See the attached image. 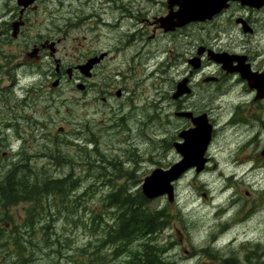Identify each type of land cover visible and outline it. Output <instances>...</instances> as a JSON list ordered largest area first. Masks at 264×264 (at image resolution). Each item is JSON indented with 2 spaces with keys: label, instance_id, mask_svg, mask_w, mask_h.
I'll return each instance as SVG.
<instances>
[{
  "label": "rangeland",
  "instance_id": "obj_1",
  "mask_svg": "<svg viewBox=\"0 0 264 264\" xmlns=\"http://www.w3.org/2000/svg\"><path fill=\"white\" fill-rule=\"evenodd\" d=\"M59 1L63 5L40 1L29 13L26 37L16 38L8 12L17 2L0 0V90L19 75L21 85L37 79L38 72L16 66L22 62L25 41L60 39L55 58L69 66L101 51L108 56L92 70L87 91L67 81L51 90L49 75H41V93L38 98L32 96L31 108L15 106L22 96L18 88L9 92L10 102L0 99V122L17 124V128L9 127L10 138L0 145V177L12 163L22 160L20 163H27L34 173H41L40 177L71 174L76 187L62 204L54 207L50 202L48 215L42 212L31 229L18 230L28 204L21 202L7 209L0 204V225L19 231L26 253H32L25 264H127L130 254L140 251L141 240L122 244L116 253L102 245V228L106 221L111 223L113 215L103 201L119 188L126 187L128 193L141 191L143 179L153 169L167 168L180 160L172 142L179 141L178 133L188 123L174 115L172 90L181 75L168 70L165 60L167 55L189 56L193 47L180 45L178 35L149 38L151 27L144 22L145 14L132 13L122 3L111 8L104 7L106 0ZM130 4L138 6L137 2ZM71 10L77 14L72 16ZM121 18L130 19V24L116 27ZM68 19L72 28L66 26ZM136 23L138 28L130 31L138 33L135 38L127 30ZM53 65L44 59L39 66L41 73L54 70ZM196 83L189 102L201 105L208 95H202ZM117 89L128 94L119 98ZM258 130L256 126L220 130L208 170H189L175 181L173 202L166 196L148 199L149 209H162L168 215L167 226L153 243L163 246L162 254L169 264H221L222 260V264H264V158L260 155L264 130ZM4 152L8 155L2 156ZM51 152L53 159L49 158ZM231 173L228 180L225 174ZM94 212L101 214V219L93 218ZM8 257L14 258L12 250Z\"/></svg>",
  "mask_w": 264,
  "mask_h": 264
},
{
  "label": "flooded vegetation",
  "instance_id": "obj_2",
  "mask_svg": "<svg viewBox=\"0 0 264 264\" xmlns=\"http://www.w3.org/2000/svg\"><path fill=\"white\" fill-rule=\"evenodd\" d=\"M40 1L46 2L48 0H33L25 7L20 5L18 0H16V9L11 8L8 12L9 15L12 14L10 25L14 37H26L27 33L24 34V30L30 23V20H28L29 13H33L37 9ZM49 1H58L59 5L62 4L59 0ZM111 1L113 4L109 3ZM244 1L245 2L241 0H228L226 5L210 19L190 22L171 31H164L161 27V18L166 16L171 10L168 0L104 1V3H107L104 7L110 6L111 8H116L122 3L125 7L130 8L132 13L138 12L137 14H145L146 18L144 22H147V25L151 27L149 38H154L157 34L178 35V37H181L180 45H192L193 48L189 52V56H187V54L181 55V53L176 56L167 55L165 67L168 68V70L176 71L177 75H181L176 83L185 77L188 78L189 93L174 98L173 94L176 92V85L175 89L172 90L173 106L175 107L174 115L180 120H184L188 123L187 126L181 128V131L193 128L195 125L191 118L202 115L205 116L206 121L211 126L210 142L204 154V157L208 159L204 171L209 169L208 166L211 156L213 157L215 154L214 142L217 140L220 130L235 129L238 131L241 128H250V126H256V128L260 129L258 131L264 130V83L261 86L263 94L258 96L259 92L257 88L251 87L250 82L245 77V75L253 77L264 76V0ZM131 2H137L138 6L130 4ZM141 4H143L142 8H140ZM172 9L176 10L177 6H173ZM151 11L156 12L151 14ZM71 13L72 16H75L77 11L71 10ZM149 14H151V19H149ZM121 20L122 21H119L116 26L121 22V24H123L131 21L130 19L128 20V18H121ZM70 21L71 20L68 19L69 25H66L67 28L73 27V23ZM15 23H18L16 28H14ZM103 24L106 25V23ZM137 28L138 24L136 23L134 28L128 29L127 31H134ZM129 34L132 36L134 35L135 38L138 36V33L130 32ZM60 41V39L54 40L50 37L44 39L38 38L30 42L25 41V44L22 46V62L20 63L17 60L16 66L18 64V66L22 68H26L27 66L26 70L30 69V72L36 71L39 75H37V79L34 81L26 84L24 83L23 85L20 84L21 75H19V79L12 78L8 87L4 90H0V99L10 102L9 92H14V89L18 88L22 96L15 101V106L31 108L30 102L33 100L32 96L35 95L38 98L41 93V75H49V82L47 84L51 90H55L67 81L70 84L75 83L76 88L77 84H82L84 87L82 90H79L87 91L90 86L88 82L90 78L87 76L83 77L79 70L75 68L80 62L69 66L64 64L60 59L55 58ZM32 50H36L34 56L29 55V52ZM107 56L108 55L104 57L102 62L105 61ZM47 58L54 63V70L48 68L43 74L39 66L43 60ZM193 59L196 60L197 66H194L191 61ZM99 64H96L94 68ZM68 69L72 70L69 71ZM25 73L26 72H23V74ZM5 75L12 74L6 73ZM222 78H224L223 81ZM194 81L197 82L196 89L201 91L202 95H204V93V96L208 95V100H202L201 105H193L189 102V96L192 95L194 91ZM2 82L0 75V83ZM54 83H56V85H54ZM104 93L106 96L111 95L107 91H104ZM125 94L127 95L128 93H124L123 89H117L115 91V95L119 98L123 97ZM101 100L106 101L107 98L101 97ZM216 103L217 105L215 107ZM180 112H190L191 116L180 115ZM4 121L5 120L0 122V145H2L1 141L3 142L4 140L6 143L9 139V129L13 127V125V128H17V124L15 125L10 121H6L5 123ZM5 127H7V130ZM179 133L178 142H182L183 138L179 137ZM243 133L239 134V136H242ZM174 142L177 141L172 142L173 147ZM6 153L8 152L3 153V155L5 156ZM181 158L182 156L180 155V159ZM214 166H216V163ZM232 174L233 173L228 176L225 174V176L229 180V176Z\"/></svg>",
  "mask_w": 264,
  "mask_h": 264
},
{
  "label": "trees",
  "instance_id": "obj_3",
  "mask_svg": "<svg viewBox=\"0 0 264 264\" xmlns=\"http://www.w3.org/2000/svg\"><path fill=\"white\" fill-rule=\"evenodd\" d=\"M96 150L97 147L92 151ZM52 156H55L53 152L50 153V158L53 159ZM56 159L60 160L59 156ZM20 162L18 161L17 165L12 164L0 177V204L4 209L21 202L28 204L25 219L18 230L34 228L35 218L42 212L48 215L47 207L50 206V202L54 207L56 204H62L66 195H69L68 192L76 187V181L72 179L71 174L61 178L44 175L40 177L41 173L30 172V169L28 171V167H25L27 163ZM64 162L67 163L66 160ZM124 190L126 189L119 188L108 193L103 201L104 207L113 215L111 223L106 221L102 231L100 230L102 222L99 224L98 231H101L102 245L110 246L113 253H116V250L121 249L122 244L138 239L141 240L140 251L132 252L127 264H163V262L169 264L162 255L163 246L158 242L153 243L157 233L167 226L168 215L162 209H149L148 199L140 190L135 193ZM93 218L99 220L101 214L94 212ZM9 228L0 225V264H25L31 260L32 253H26L25 241L19 231ZM10 250L14 252V258L8 257Z\"/></svg>",
  "mask_w": 264,
  "mask_h": 264
},
{
  "label": "water",
  "instance_id": "obj_4",
  "mask_svg": "<svg viewBox=\"0 0 264 264\" xmlns=\"http://www.w3.org/2000/svg\"><path fill=\"white\" fill-rule=\"evenodd\" d=\"M33 0H18L23 7L28 6ZM228 0H168L171 10L168 14L161 18V27L164 31L174 30L176 27L186 25L194 21H203L210 19L214 14L219 12ZM245 2L244 0H241ZM173 6H177L173 10ZM18 23L14 24L16 28ZM53 44V43H51ZM36 50L29 52V55L34 56ZM106 52H101L98 55L89 57L85 62L78 64L75 68L85 76H91V70L99 64L106 56ZM218 60V59H217ZM194 66H197L196 60H191ZM71 71L72 69H68ZM250 82L251 87H256L258 96L263 94L261 88L264 83V76L245 75ZM56 85V83H54ZM78 88L82 89L83 85L78 84ZM190 92L188 86V78L185 77L176 84V92L174 98L182 96ZM180 115L191 116L190 112H180ZM194 127L188 130H183L179 133V137L183 138L182 142H174L175 150L182 158L173 163L168 168L157 167L153 169L150 175H147L141 184V192L147 199H154L160 196H166L169 202L174 201V182L178 180L189 169L201 172L207 162L204 157L207 145L210 142L211 126L205 119V116L191 118ZM260 155L264 157V147Z\"/></svg>",
  "mask_w": 264,
  "mask_h": 264
},
{
  "label": "bare ground",
  "instance_id": "obj_5",
  "mask_svg": "<svg viewBox=\"0 0 264 264\" xmlns=\"http://www.w3.org/2000/svg\"><path fill=\"white\" fill-rule=\"evenodd\" d=\"M96 1V0H95ZM124 1V0H123ZM108 2V1H107ZM112 2V1H111ZM128 2V1H127ZM130 2V1H129ZM96 3V2H95ZM125 3V2H124ZM113 4V3H112ZM119 4V3H118ZM109 6V5H108ZM110 7V6H109ZM134 8V7H133ZM108 9V8H107ZM128 9H130V8H128ZM150 9V8H149ZM82 10V9H81ZM144 10V9H143ZM116 11V10H115ZM123 11V10H122ZM98 12V11H97ZM121 12V11H120ZM71 13V12H70ZM87 13V12H86ZM91 13V12H90ZM107 13V12H106ZM110 13V12H109ZM135 13V12H134ZM88 14V13H87ZM124 14V13H123ZM3 15V14H2ZM122 15V14H121ZM128 15V14H127ZM135 15V14H134ZM137 15V14H136ZM86 16V15H85ZM103 16H104V14H103ZM124 16V15H123ZM122 16V17H123ZM121 17V16H120ZM80 18V17H79ZM91 18V17H90ZM129 18V17H128ZM133 18V17H132ZM135 18V17H134ZM71 19H74V18H71ZM105 19V18H104ZM125 19V18H124ZM79 20V19H78ZM110 20V19H109ZM129 20V19H128ZM106 21V20H105ZM111 21V20H110ZM114 21V20H113ZM122 21V20H121ZM127 21V20H126ZM71 22V21H70ZM78 22V21H77ZM112 22V21H111ZM115 22V21H114ZM65 23V22H64ZM68 23V22H67ZM73 23V22H72ZM71 23V24H72ZM109 23V22H108ZM122 23V22H121ZM130 24V23H129ZM138 24V23H137ZM67 25H69V23L67 24ZM105 25V24H104ZM121 25V24H120ZM123 25V24H122ZM111 27V26H110ZM117 27V26H116ZM134 27V26H133ZM72 28V27H71ZM114 28V27H113ZM66 29V28H65ZM120 29V28H119ZM112 31H114V30H112ZM1 32H2V30H1ZM116 32H118V31H116ZM125 32V31H124ZM137 34V33H136ZM17 35V34H16ZM126 35V34H125ZM134 47H136V45L134 46ZM137 49V48H136ZM148 50V49H147ZM147 53V52H146ZM224 80V78H222V81ZM167 81V80H166ZM225 83V82H224ZM212 94V93H211ZM183 100V99H182ZM185 101V100H184ZM179 109V108H178ZM27 110H29V109H27ZM22 111V110H21ZM138 111V110H137ZM28 114V113H27ZM4 118V117H3ZM1 121H3V120H1ZM14 121V120H13ZM5 123H6V121H4ZM14 124V123H13ZM7 125V124H6ZM16 125V124H15ZM13 127H14V125H13ZM5 129V128H4ZM13 129V128H12ZM7 130V129H6ZM5 130V131H6ZM11 133V132H10ZM16 133V132H15ZM13 135H14V133H13ZM7 138H8V136H7ZM6 138V139H7ZM10 138V137H9ZM12 138V137H11ZM4 141V140H3ZM10 141V140H9ZM2 142V141H1ZM5 144V143H4ZM9 144V143H8ZM8 147V146H7ZM4 148V147H3ZM12 149V148H11ZM3 150V149H2ZM5 150V149H4ZM8 149H6V151H7ZM5 153V152H4ZM23 154V153H22ZM21 154V155H22ZM0 155H1V153H0ZM6 155H8V154H6ZM12 155V154H11ZM10 155V156H11ZM17 155V154H16ZM2 156H3V154H2ZM13 156V155H12ZM60 156V155H59ZM25 157H26V155H25ZM24 157V158H25ZM53 157V156H52ZM23 158V157H22ZM50 158V157H49ZM3 160V159H2ZM7 161V160H6ZM22 161V160H21ZM61 162V161H60ZM54 163V162H53ZM13 164V163H12ZM18 164V163H17ZM57 164V163H56ZM63 164V163H62ZM1 166V165H0ZM25 166V165H24ZM57 166V165H56ZM64 166V165H63ZM116 166V165H115ZM26 167V166H25ZM4 168V167H3ZM27 168V167H26ZM30 168V167H29ZM29 168H28V171H29ZM116 168V167H115ZM2 169V168H1ZM24 169V168H23ZM101 170V169H100ZM1 171V170H0ZM32 171V169L30 170V172ZM29 174V173H28ZM93 176V175H92ZM99 176V175H98ZM105 176V175H104ZM99 178V177H98ZM38 179V178H37ZM71 179V178H70ZM78 180V179H77ZM82 180V179H81ZM95 180H98L97 178L95 179ZM45 181V180H44ZM83 181H84V179H83ZM106 181H108V180H106ZM71 185H72V183H71ZM126 188V187H125ZM94 189V188H93ZM70 191V190H69ZM74 191V190H73ZM85 191V190H84ZM125 192H126V190H124ZM132 192V191H131ZM69 193V192H68ZM52 194V193H51ZM130 195V197H131V194H129ZM136 195V194H135ZM49 196V195H48ZM47 196V197H48ZM67 196V195H66ZM30 197V196H29ZM68 197V196H67ZM37 198H39V197H37ZM225 209V208H224ZM104 212V211H103ZM110 212V211H109ZM49 213V212H48ZM107 213H108V211H107ZM34 222V221H33ZM36 224V223H35ZM222 225V224H221ZM227 225V224H226ZM223 226V225H222ZM222 228H224V227H222ZM223 230V229H222ZM221 232V231H220ZM218 234V233H217ZM216 236V235H215ZM151 238V237H150ZM210 238V237H209ZM209 240V239H208ZM206 242V241H205ZM211 244V243H210ZM209 244V245H210ZM215 244V243H214ZM202 247V246H201ZM204 247V246H203ZM213 247V246H212ZM125 248V247H124ZM205 248V247H204ZM211 248V247H210ZM123 250H125V249H123ZM126 250H127V248H126ZM215 250V249H214ZM210 251V250H209ZM193 252V251H192ZM195 252V251H194ZM203 252H205V251H203ZM211 252V251H210ZM193 254V253H192ZM163 255V254H162ZM224 255V254H223ZM160 257V256H159ZM222 257V256H221ZM220 257V258H221ZM223 258V257H222ZM231 259V258H230ZM222 260V259H221ZM223 261V260H222ZM222 261H221V264H222ZM228 262V261H227ZM227 262H225V263H227ZM230 262V261H229ZM229 262H228V264H229ZM163 264H164V262H163ZM166 264V263H165Z\"/></svg>",
  "mask_w": 264,
  "mask_h": 264
}]
</instances>
